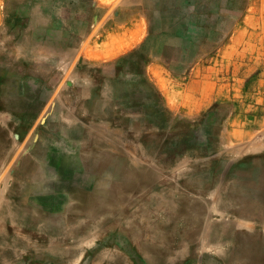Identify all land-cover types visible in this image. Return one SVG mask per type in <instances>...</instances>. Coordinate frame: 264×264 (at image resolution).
Returning a JSON list of instances; mask_svg holds the SVG:
<instances>
[{"label":"rangeland","instance_id":"1","mask_svg":"<svg viewBox=\"0 0 264 264\" xmlns=\"http://www.w3.org/2000/svg\"><path fill=\"white\" fill-rule=\"evenodd\" d=\"M6 23L20 32L40 23L52 25L62 43L59 49L51 48L49 52L53 53V72L58 73L57 83L64 86L66 98L55 94L51 99L50 89L41 92L43 79L35 73L40 64L44 66L47 62L48 54L43 59L38 55L40 45L21 47L15 57L19 68L27 72L16 78V91L32 104V115L28 123L9 109L0 111V116L28 130L22 144H33L32 138H28L33 133L65 144L64 135L55 128L59 123L75 126L77 138L92 134L104 137V140L76 144L72 147L74 153L101 154L108 150L107 141L117 139L124 145L135 135L156 138L159 142L166 140L169 146L159 149L162 153L169 150L171 157L163 165L166 175L193 170L210 181L226 175L239 177L242 187L248 190L243 203L249 210L239 217L247 225L240 232L262 249L256 264H264V0H5L0 4V27ZM77 32L75 43L69 42ZM6 35L10 36L8 28ZM166 39L174 42L173 50L166 51ZM9 40L19 45L17 37ZM36 59H41L39 65L32 62ZM69 74L71 81L65 84L64 77ZM117 79L118 101L110 97L113 91L103 85L105 80ZM37 95H41L38 101ZM87 96L90 98L85 104ZM51 100L59 106L53 117ZM90 103L93 111L89 109ZM106 109L111 114L104 118ZM40 115L54 120L53 132L45 129ZM127 118L139 121L136 127L130 128L125 123ZM59 152L57 149L56 153ZM25 155L40 163L41 157L49 153L40 156L26 150ZM159 159L155 156L145 160L155 168L154 164H160ZM87 160L83 171L91 177L92 186L101 189L104 186L99 180L101 169L93 158ZM120 160L127 161L123 154ZM78 164L71 160L72 166ZM123 171L128 175L136 172L130 164H124ZM0 187V197L6 199L8 193L2 183ZM177 192L178 196L184 192L191 202L199 199L207 211L216 207L211 193L198 195L195 190L186 192L183 188ZM62 193L65 195L60 208L62 224L66 221L67 205L74 204L80 212L76 216L79 223H91L94 229H99L97 224L103 219L101 211L98 212L102 200L93 203L94 214L90 217L85 215L84 203L64 190ZM49 206L50 214L54 213V206ZM228 210L210 212V218L230 227V220L236 217ZM113 224L99 236L87 235L75 242L80 251L72 256L70 264H98L89 261L96 250L120 254L126 264H144L136 253L135 242L125 236L118 239ZM187 225L185 222L180 227ZM177 230L176 234L180 228ZM137 237L146 240L143 234ZM202 239L196 251L205 258H220L225 246L203 236ZM74 240L70 235L62 243L70 241L74 245ZM17 253L22 264H54L49 259L23 255L20 248ZM0 264L11 262L0 261Z\"/></svg>","mask_w":264,"mask_h":264},{"label":"bare ground","instance_id":"2","mask_svg":"<svg viewBox=\"0 0 264 264\" xmlns=\"http://www.w3.org/2000/svg\"><path fill=\"white\" fill-rule=\"evenodd\" d=\"M19 32L16 27L11 28L12 36L19 39L18 46L7 43L8 46L4 47L5 44L0 43V111L9 109L15 115H19L25 123H28L29 117L32 115V104L25 101L24 97L21 98L16 91V78L19 75H26L27 72H24L25 69L19 68L15 57L20 53L21 47L40 45L37 53L42 59L48 54V58H45L47 62L43 66L39 62L41 59L32 61L35 65L40 64V68L32 74L35 73L37 77L43 79L44 84L42 87L40 86L41 92L44 93L50 89L52 90L51 95H53L51 99L55 98V94H62L66 98L64 86L57 83L58 73L53 72V53L49 52L51 48L59 49L62 43L56 35L55 27L49 24L40 23L27 30L24 39L20 38L21 33ZM3 33L4 29H0V35ZM77 38L78 32L69 42L72 43ZM173 43L172 39H166L164 43L167 46L166 51L174 49ZM64 78L65 84H67L71 81V74ZM103 85L107 90L113 91L110 97L117 100L119 79L114 82L105 80ZM87 92L90 93V89H87ZM40 96L37 95L35 100L38 101ZM89 98L87 96L84 99L85 104ZM101 100L104 101L105 98L102 97ZM51 102L50 108L53 110V117L55 111H59V106L55 105L53 100ZM89 109L93 111V104L90 103ZM110 114L111 111L106 109L104 118L109 117ZM67 115L70 116L69 113ZM42 119H44L45 129L48 128L53 132L54 120L50 121L49 117H42ZM136 121V119L128 120L127 118L125 123L133 128L139 122ZM55 128L56 131L64 135L65 144L49 140L45 135L33 133L32 137H28L32 138L33 144L28 146L26 142L22 144V140L28 135V130H25L24 126L17 125L11 119L0 116V167H4L0 172L2 175L0 184L4 185V190L8 193L6 199L0 197L1 262L22 264V259L17 253V248H20L23 255L27 254L32 259H49L54 264H70L73 262L72 256L80 251L75 242L85 239L87 235L96 234L99 236L109 229L110 224L114 223L116 229L114 235L118 239L125 236L135 242L136 253L144 264L257 263L259 252L262 249H258L251 243L252 241L247 240L244 232H240V229L247 225L239 217H244L249 210L247 211L248 207L243 203L248 190L242 187L243 184H240L238 176L226 175L213 178L210 181L205 180L202 173L193 170H181L176 171V175H166L163 165L168 160L170 161L171 157L167 153L169 150L162 153L159 149L169 145L166 144V140L159 142L156 138H149L145 135H135L127 139L124 145H121L117 139H111L106 142L108 150L101 154L74 153L72 147L76 144L90 140L100 141L104 140V137L96 135L93 137L94 134H92L77 138L75 126H64L61 123L56 124ZM202 147L208 148V146ZM57 149H60L59 153H56ZM26 150L40 156L46 155V152L49 155L42 156L39 163L25 155ZM122 154L127 161L120 160ZM155 156L160 158V164H154V168L145 159ZM87 158H93L95 160L93 162L98 164L97 166L101 169L99 180L104 184L101 189L93 187L90 182L91 177L85 175L83 171V166L88 161ZM71 160L79 162L81 167L80 164L72 166ZM124 164L134 166L136 172L131 175L124 174ZM157 165L160 167L156 168ZM81 171L83 175H81ZM165 175L168 179L165 178ZM49 187L50 191L46 189ZM182 188L186 192L195 190L198 195L211 193L216 207L207 211L199 199H193L196 201L191 202L192 199L186 197L184 192L183 196H178L179 192L177 191ZM62 190L66 191L67 195L75 196L80 203H84L87 207L85 215L87 213L90 217H93L94 214V212L91 213L92 207H94L93 203L99 200L103 201L98 211H101L103 218L99 219L97 224L99 229L96 227L94 229V225L91 223H79L76 216L80 212L75 210L76 205L74 204L67 205L66 221L62 224L60 208L65 198ZM34 200H37L38 203L36 204ZM50 204L54 206L52 214L47 209ZM217 209H229L235 215L236 218L230 220V227H225L219 222L216 223L210 218L209 213L217 211ZM71 219L74 221L70 222ZM110 221L113 222L110 223ZM185 222L189 225L180 227ZM262 227L264 229V224ZM178 228L180 230L176 234ZM141 234L145 236L146 240H137V235ZM70 235L75 238L74 245L70 241L63 244L62 241L69 238ZM202 236L206 237L208 241H216L218 245L225 246L221 251L220 258H205L196 251V247L203 243ZM89 261H97L98 264H126L122 255L109 250L93 251Z\"/></svg>","mask_w":264,"mask_h":264},{"label":"crops","instance_id":"3","mask_svg":"<svg viewBox=\"0 0 264 264\" xmlns=\"http://www.w3.org/2000/svg\"><path fill=\"white\" fill-rule=\"evenodd\" d=\"M2 2H4V0H0V4H1ZM8 26H9V27H8ZM12 27H13V26H12L11 24H9V23H6V24L3 25L2 27H0V29H4V33H3V35H0V43H4V44H5L4 47H7V46H8L7 43H10V40H9L10 37H16V36H12V34H11V28H12ZM6 28H8V29L10 30V36H7V35H6ZM26 32H27V30H26V31H23V32H19V33H21L20 38H23V39H24V37H25V35H26ZM18 40H19V39H18ZM2 72H4V71H2Z\"/></svg>","mask_w":264,"mask_h":264}]
</instances>
